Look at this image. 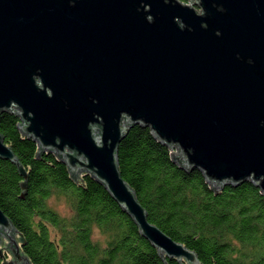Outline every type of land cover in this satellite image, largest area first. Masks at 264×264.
Masks as SVG:
<instances>
[{
	"label": "water",
	"instance_id": "water-1",
	"mask_svg": "<svg viewBox=\"0 0 264 264\" xmlns=\"http://www.w3.org/2000/svg\"><path fill=\"white\" fill-rule=\"evenodd\" d=\"M8 111L73 179L101 183L162 258L199 264L149 220L119 146L134 126L150 128L213 190L251 182L264 194V0H0ZM0 158L17 165L26 191L1 132ZM25 244L0 208L3 264H31Z\"/></svg>",
	"mask_w": 264,
	"mask_h": 264
},
{
	"label": "trees",
	"instance_id": "trees-1",
	"mask_svg": "<svg viewBox=\"0 0 264 264\" xmlns=\"http://www.w3.org/2000/svg\"><path fill=\"white\" fill-rule=\"evenodd\" d=\"M19 122L12 112L0 114V132L28 173L27 190L17 165L0 158V208L25 238L31 264H180L159 255L101 183L87 174L73 179ZM118 155L149 220L196 252L199 264H264V194L254 184L213 190L201 171L179 167L170 149L140 125L127 132Z\"/></svg>",
	"mask_w": 264,
	"mask_h": 264
},
{
	"label": "rangeland",
	"instance_id": "rangeland-1",
	"mask_svg": "<svg viewBox=\"0 0 264 264\" xmlns=\"http://www.w3.org/2000/svg\"><path fill=\"white\" fill-rule=\"evenodd\" d=\"M52 205L57 208L62 214L66 215L69 213V209L62 202L52 201ZM4 248V246H2Z\"/></svg>",
	"mask_w": 264,
	"mask_h": 264
},
{
	"label": "flooded vegetation",
	"instance_id": "flooded-vegetation-1",
	"mask_svg": "<svg viewBox=\"0 0 264 264\" xmlns=\"http://www.w3.org/2000/svg\"><path fill=\"white\" fill-rule=\"evenodd\" d=\"M11 259V258H10Z\"/></svg>",
	"mask_w": 264,
	"mask_h": 264
}]
</instances>
